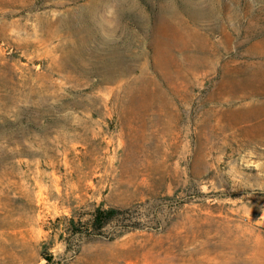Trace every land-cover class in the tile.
<instances>
[{"label":"rangeland","instance_id":"1","mask_svg":"<svg viewBox=\"0 0 264 264\" xmlns=\"http://www.w3.org/2000/svg\"><path fill=\"white\" fill-rule=\"evenodd\" d=\"M0 264H264V0H0Z\"/></svg>","mask_w":264,"mask_h":264},{"label":"trees","instance_id":"2","mask_svg":"<svg viewBox=\"0 0 264 264\" xmlns=\"http://www.w3.org/2000/svg\"><path fill=\"white\" fill-rule=\"evenodd\" d=\"M113 215L114 213L112 211L109 212L99 211L96 216V221L104 220V222H107L112 219Z\"/></svg>","mask_w":264,"mask_h":264}]
</instances>
